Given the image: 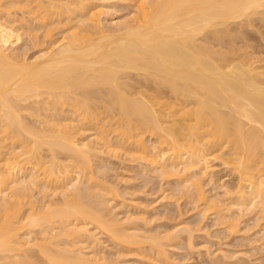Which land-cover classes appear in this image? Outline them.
<instances>
[{
  "label": "bare ground",
  "instance_id": "6f19581e",
  "mask_svg": "<svg viewBox=\"0 0 264 264\" xmlns=\"http://www.w3.org/2000/svg\"><path fill=\"white\" fill-rule=\"evenodd\" d=\"M105 1L104 7L113 6ZM126 1L134 11L111 26L105 24L110 11L102 5L99 9L94 0H39L34 6L12 0L20 17L12 6L0 7L5 15L0 16V264H106L85 252L90 245L82 246L85 240L98 241L90 224L118 245L137 246L140 230L108 214L106 186L99 179L89 182L94 172L86 176L93 156L114 152L118 144L113 147L112 133L126 141L119 144H137L143 151L137 156L168 176L211 174L210 163L220 159L238 175L233 205L251 204L264 212V58L254 54L261 45L251 46L253 34L246 37L254 20L264 24V0ZM32 17L41 20L42 37L31 36L34 24L27 23ZM70 22L61 36L54 32ZM20 30L34 47L49 41L50 47L27 58L28 45L19 46L27 37ZM81 124L99 125L94 142L78 137L85 127ZM147 133L154 144H146ZM59 152L68 154L63 162ZM76 169L88 170L82 173L86 188L75 181ZM190 175L184 182L197 179ZM39 181L46 190L48 182L58 181L62 189L53 191L62 201L53 195L35 204L30 190L35 183L41 188ZM26 198L29 212L23 208ZM35 227L43 234L33 236V242L24 235ZM166 235H161L164 240L172 234ZM154 240L159 254L166 253L162 241ZM32 248L42 253V260L34 258Z\"/></svg>",
  "mask_w": 264,
  "mask_h": 264
},
{
  "label": "rangeland",
  "instance_id": "374dc122",
  "mask_svg": "<svg viewBox=\"0 0 264 264\" xmlns=\"http://www.w3.org/2000/svg\"><path fill=\"white\" fill-rule=\"evenodd\" d=\"M3 1L4 0L0 1V7L2 9L4 7L5 10H10L8 6H12V4L10 5L12 0L10 1L8 0L10 2L9 4L7 3L8 2L7 0H6L7 1L6 3L5 1L4 2ZM27 1H29V3L31 4L36 2V5H37L39 0H36V1L27 0ZM94 1H96V5L97 4L100 5L98 6V8L100 7L99 9H101L102 2L103 4L107 2V1L104 2V0H94ZM125 1L126 0H111L110 3L113 4V6H111L110 8L109 7L107 8V6L104 7L102 5V8H107L110 11V12L105 13V14H108V18H109L108 19L109 22L108 21L105 22L107 26L114 25V22H117L118 20L119 21L122 20L125 17V15H127V13H131L134 11V7L133 6L130 7L131 4L129 5V3L126 1L128 3V7H129L128 8L126 5L127 3ZM4 3L7 5V7ZM2 4L3 6H1ZM34 5L35 3L33 4V6ZM115 7L117 8L119 7L117 9L118 11L115 9ZM15 8L17 7L12 6V10L15 11L16 10ZM98 8L96 7L94 10L96 9L99 10ZM2 9L0 11L1 17L2 15H4L2 13ZM129 10L131 11L129 12ZM18 11L17 13L19 12L21 13V11L19 12ZM3 12L6 13L7 11H3ZM36 12L38 13L40 11L37 10ZM14 13L17 14L16 12H13L12 15H14ZM20 13L17 14L18 17H20L19 16L21 15ZM111 13L113 14L112 16H111ZM103 15H101L100 17L104 18L106 16V15L104 16ZM58 16H60V14H58ZM58 16H56L57 19H58ZM32 20L33 21L30 20L27 23V25L29 23L34 24L33 25L34 27L30 25L32 28L29 26V29L30 30L32 29L31 34L37 33L38 35L41 36L42 34L41 32L44 31L43 28L42 30L41 29L39 30V27L42 24L41 20L40 19L35 20V18L33 17H32ZM257 20L259 19H256V21ZM254 21L253 23H255L256 26L257 24L263 23V22H260L261 19L260 21H258V23ZM71 23L72 22H70L69 24L67 23L68 26L66 25L64 26V28L62 27V25L60 26L62 28L57 27L56 30H54V32L56 31L55 33H57L59 31L58 34L59 36H61L60 33L64 29H67L66 27H69ZM58 24L59 23H57V25ZM251 26L249 27L251 28ZM256 26L254 28H251L252 32L248 31L249 27L246 26V28L248 27L247 32H249L250 35L249 33L248 34L246 33L245 29L244 31L247 34L246 37L251 36V34H253V36H251L252 39L253 37H255L254 39L257 40L256 41L253 39V43L251 44V46L254 45L255 42L256 43L254 47H256V45L257 46L261 45V47L258 46L256 47L257 49L255 48L256 50L255 52L257 54L254 53V51L252 50H251V53H254L255 56L259 55V56H262V58H264V39H263L264 38V33H263L264 24L261 25L262 27L260 25L257 26L258 27L257 29H256ZM35 27L38 29H36ZM17 28H20V26L18 25ZM243 28L240 27L241 31L243 30ZM259 28H261L262 30H260ZM35 29L37 30V32L34 31ZM253 29L256 31H254ZM21 30H25V29H21ZM21 30H20V33L22 32ZM257 30H260V31H257ZM261 32L263 33V35ZM259 33L261 34V36H259L260 35ZM22 34H24V36L22 35L23 39L24 37H27V38L24 40H21L20 42L21 45L19 46L20 47L23 46V48L26 49V46L28 45L29 48L27 47L28 49L25 51H28L26 52V55H27V58L29 57V59L35 57L36 54L38 53L40 54L41 49L43 48L46 49L47 47L49 48L50 46L48 45H51V43L49 44L50 42L49 41L46 43L42 42L43 43L41 44L43 45L42 48H40L41 45L37 47L38 46L37 44H35L36 46L34 47L33 46L34 44L30 42L32 41L30 39V36L25 35V31H23ZM33 34L31 36H33ZM59 36L57 35L56 37L55 36L54 37L55 39H57V37L59 38ZM31 38L34 40L36 39L35 36ZM250 49L251 48L249 47V50ZM261 61H259V65ZM261 63H262V66H264L263 61ZM82 125H85V127ZM93 125L90 126L88 124L87 125L81 124L80 126L84 128L81 132H79L80 135L78 134V137L84 139L83 141L85 142H89L90 140L95 141V139H97V136H98L97 134L99 133L98 130L100 128H99V125H95L96 127ZM148 134L149 133L145 134L146 135L145 137L143 135V138L144 140H146L147 142L146 144L150 145L153 143L155 139L153 138V136H150V134L149 135ZM110 137L113 139L111 140L113 143L112 144L113 147L115 146L114 144H118L115 147H119L120 145L122 146H120V148H117L116 151H115L116 148L114 147V152L111 151V153L110 152L108 153V150L106 148L105 149L107 150V152L106 150H104L105 152H102L101 154L100 152H98V156L96 157L93 156L94 162L92 161L93 162L92 163L93 167H91V169L93 168L92 170L89 169V172H87L88 170L80 171V169L79 170L76 169L80 172L76 174L74 173L75 177L77 178L75 181L77 183L80 181L78 185L80 186V188L82 187L83 189V186L86 188V186H88L89 183H87V181H84V180L87 179L86 176H89L90 175L89 173H91V171L92 173L94 172V175H91V177L93 176L92 177L93 180L90 178V176L88 177V179L90 178L89 180H91L89 182L93 183L94 179L96 180L99 179L100 184L103 183L102 188L106 186L105 188H107L108 191L111 189L109 191L111 192V194L109 195H108L109 192L106 193L107 190L105 188L103 190V191H106L105 192V194H107L106 197L110 200L108 203H106L107 206L105 205L107 207L105 208L106 209L105 211L109 209L107 211L108 214L112 216L116 215V217L118 216L119 217L118 219L121 223L124 220H125L124 223L128 220L126 224H124L126 225L125 227H129L132 229L135 228L136 231H138L139 229L140 230L138 231L140 234L139 239H140V242L144 244H141L139 242L137 243V246L136 244H134L135 246L133 244H132L133 246L131 244L118 245V242H116L110 236L108 232L100 230L99 228H96L95 225L90 224L87 227L91 229L92 233L94 231L96 232V233L94 232V234H96L98 241L96 242V244L92 240H89L87 243L85 240L84 245L82 243V246L90 245L89 247L87 246L88 248L84 247L85 252L88 253V255L89 254L90 256H92V254L93 256L99 255L100 258L102 257L101 262L106 263V264L107 263L109 264H264V214H263L264 212L261 211L260 213L258 207H256L257 208L256 210V208L253 207L254 205H251V204L248 206L246 205L240 206L234 203L233 205L232 202H234L235 200L233 196L234 195L233 191L237 190L236 187L238 185L237 183L238 175L237 174L235 175L232 172V167L230 170V166H227L226 164L221 162L220 159L213 160L212 158H210L211 160H213L212 163H210L212 165L211 170H213V172H211V174L203 173L204 176L198 174L200 178L199 176L193 174V177L197 179L195 181L190 180L189 183H186L184 182L186 180V179L184 180V178L187 177V174H184L185 176L183 175V173L176 174L177 176L175 174L174 175L172 174L171 176L170 174L169 176L168 174L165 175L161 173L160 169L156 168L157 166H152L148 164L146 160H143L144 159L143 157L140 159V157L137 156V155L140 156L141 154L139 153L143 152L140 148H138L137 144L134 143L135 144L134 147L133 145H131L132 143L130 144L129 142H127L126 145L125 144L123 145L122 142H126V141H123L124 139L122 140L123 137L117 138L114 133H112ZM121 140L122 142L119 144L118 141H121ZM9 141H10V145L12 146L13 144L11 143V139L7 140V142ZM101 145L102 144H99V147ZM128 147H129V150L127 149ZM103 149L101 146V150ZM44 150H46L44 151V154L47 156V157L44 156L46 157L45 161L48 162L50 161L51 154L48 148ZM47 150L49 151V153ZM136 150L138 151L136 152ZM131 151L133 152V154L134 153L135 154L132 155V153H130ZM59 153H60L58 154L60 157L59 159L61 158L64 159L68 156V154L66 155V152H64L65 154L63 152L62 153L59 152ZM102 154H104L105 156ZM63 159H61L62 162H63ZM98 160L100 161L97 162ZM101 160L104 162H101ZM48 164H50V162H48ZM159 164H161V162ZM39 170L41 172L43 171V169L42 170L39 169ZM39 170H38V173H40ZM85 172H87L86 176L83 175L85 174ZM79 173L81 177L79 176ZM189 175L190 174H188L187 178H189ZM78 177H80L82 180L80 178L78 179ZM190 177L191 179L193 178L191 175ZM201 180L203 184L201 183ZM179 181L180 182L182 181V182L180 183ZM39 183L41 184V188H39L40 187L39 184L35 183L33 184L34 186L32 185L31 190H30L31 198L34 199L35 202L37 201L35 204H38V205L43 204L44 201L42 198H44L45 200V197L48 198L47 201L53 197L54 198L56 197L58 200L59 198L60 200L63 198V196H61L60 194L56 195V192H57L56 190L62 189L60 185L58 186L59 184L58 181L57 183L55 181L56 185L54 184V181L48 182L49 190L51 188L50 191H48V188L47 190L45 189L46 188L45 184L44 186L42 184L43 181L42 182L39 181ZM193 183L196 186H198V183H201L202 186L199 184V186L196 188ZM93 184H96V182ZM182 184L183 186L185 185L184 186L185 188L182 186ZM192 185L194 186L192 187ZM99 187L101 188V185ZM85 188H84V191L86 190ZM180 188H182V190ZM40 189L41 190L44 189V190L40 191ZM53 189H56V190L53 191ZM52 191L53 193L55 192V194H53ZM202 191L204 193H202ZM112 193L114 196L112 195ZM201 194L203 198H201L202 197ZM50 196H53V197H50ZM24 200L26 202H24L23 200L22 201L23 203H26V205H24L25 207L23 208L24 210H26L30 203L28 202V205H27V198ZM108 204H109V207L110 205L112 206L111 209L108 207ZM215 205L218 207H216ZM112 208L114 210H112ZM24 210L22 211L23 213H25ZM222 214H224L225 219L222 217L223 216ZM24 215H26V213ZM225 216H227V218ZM127 223L129 226L127 225ZM120 227H123V225H120ZM35 228L36 229L33 228L34 230L29 229V231H27L29 232V234L32 231L31 235L29 234L28 236L24 235L27 238L29 237L30 240L32 239L33 242H35L36 237L38 238L41 234H43L41 232V234L39 235L40 228L38 227L39 230L37 227ZM33 231L35 232L33 233ZM169 233H171L172 235L167 236ZM158 234L160 238L157 237ZM160 234L163 236L167 234L166 235L167 237H165V240ZM153 235L156 236V238ZM33 236L34 237L36 236V237L33 238ZM144 236L146 237L144 238ZM151 236L154 237L152 238L153 240L159 239V241L160 240L162 241L164 250L166 249L165 251L166 253H164L163 251L160 254H165L164 256L159 254L158 252L159 246L156 245L155 240L154 242L157 247L154 245V248H152L153 245H150L154 243L151 239ZM166 238L168 240H166ZM172 238L174 239L173 241H172ZM145 239L146 240L150 239L151 242L144 241ZM162 244L160 245V247L162 246ZM164 244H167V245L165 246ZM138 245L141 247L139 248ZM91 246H92V249H91ZM84 248H83V251H84ZM30 251H32L31 253H34L35 255L34 258L37 257L38 260L43 259V258L39 259V256H40L39 254L41 252L39 253L34 248H32ZM104 258H106L107 261Z\"/></svg>",
  "mask_w": 264,
  "mask_h": 264
}]
</instances>
